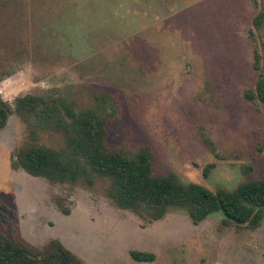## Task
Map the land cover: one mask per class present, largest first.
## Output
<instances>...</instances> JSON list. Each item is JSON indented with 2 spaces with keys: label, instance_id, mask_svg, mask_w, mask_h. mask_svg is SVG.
<instances>
[{
  "label": "rangeland",
  "instance_id": "1",
  "mask_svg": "<svg viewBox=\"0 0 264 264\" xmlns=\"http://www.w3.org/2000/svg\"><path fill=\"white\" fill-rule=\"evenodd\" d=\"M259 13L264 0H0V94L12 103L49 91L110 115L109 149L148 147L155 174L233 192L264 179V103L244 98L264 77ZM28 136L17 116L0 131L8 237L35 248L58 240L83 264H264V217L237 226L219 212L196 225L176 208L148 223L112 205L107 182L52 184L14 170ZM41 141L64 146L51 132Z\"/></svg>",
  "mask_w": 264,
  "mask_h": 264
},
{
  "label": "trees",
  "instance_id": "2",
  "mask_svg": "<svg viewBox=\"0 0 264 264\" xmlns=\"http://www.w3.org/2000/svg\"><path fill=\"white\" fill-rule=\"evenodd\" d=\"M264 14L254 19L262 27ZM249 36H253L250 31ZM253 67L261 71V56L254 50ZM1 82V81H0ZM246 101L264 103V77L259 75L253 90H246ZM26 123L29 136L18 147L12 160L14 170L52 184L82 183L88 188L97 181L107 182L106 196L116 208L137 214L144 221L162 220L171 209H181L194 224L214 213H223L225 223L257 226L264 217V179L249 180L233 192L213 191L203 184L186 183L175 173L155 174V156L148 147L132 153L111 150L106 144L107 119L96 111L77 110L75 104L53 92L28 93L8 102L0 94V131L10 117ZM60 134L64 146L55 149L42 143L43 133ZM212 146L211 143H209ZM209 171L204 170L207 178ZM7 206L0 204V218ZM69 214L68 211H64ZM138 262H152L150 253L132 251ZM0 264H83L60 241L42 248L14 240L0 232Z\"/></svg>",
  "mask_w": 264,
  "mask_h": 264
}]
</instances>
